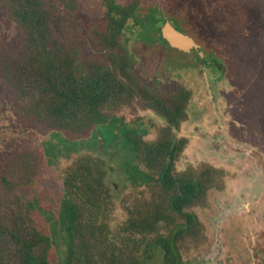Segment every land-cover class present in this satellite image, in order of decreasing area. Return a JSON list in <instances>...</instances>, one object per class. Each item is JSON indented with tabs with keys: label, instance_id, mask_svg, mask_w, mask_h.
<instances>
[{
	"label": "trees",
	"instance_id": "trees-1",
	"mask_svg": "<svg viewBox=\"0 0 264 264\" xmlns=\"http://www.w3.org/2000/svg\"><path fill=\"white\" fill-rule=\"evenodd\" d=\"M215 2L192 0V6L205 7L211 15L217 12ZM0 3L26 35L16 55L0 56L1 78L18 102L15 112L24 124L41 135L51 133L60 144L77 150L107 122L117 121L108 115L116 109L134 108L139 102L142 109L165 121L151 141L122 124L110 131L111 143L119 141L117 149L127 162L125 178L135 191L122 198L126 219L116 229L112 227L114 189L105 162L85 154L65 168L62 196L52 216L60 226L61 239L67 235L64 264H152L156 260L185 264L183 254L207 241V228L194 211L208 209L210 194L225 190L227 173L207 163L178 169L189 144L178 133L189 120L193 93L184 87L174 93L147 87L132 71L134 59L123 43L129 20L135 21L145 41L169 46L160 32L165 18L151 22L142 16L134 18L141 0L125 5L114 1L108 3L103 26L85 33L77 20L76 0ZM183 8L188 12L180 10L176 15L178 27L171 25L195 43L212 47L211 52L202 47L204 57L197 58L217 68L214 53L224 52L226 37L225 24L217 22L220 13L209 16V35L204 27L195 29V10L188 5ZM91 50L103 56L97 58ZM39 150L29 144L0 157V264H51L56 232L49 233L38 222L39 214L49 212L23 196L38 180Z\"/></svg>",
	"mask_w": 264,
	"mask_h": 264
},
{
	"label": "rangeland",
	"instance_id": "rangeland-1",
	"mask_svg": "<svg viewBox=\"0 0 264 264\" xmlns=\"http://www.w3.org/2000/svg\"><path fill=\"white\" fill-rule=\"evenodd\" d=\"M76 1L80 9L77 20L86 33L106 22L108 3L115 1L118 5H125L131 0ZM141 1L140 12L134 18L142 16L148 22L161 16L178 27L176 15L180 10L187 13L183 7L188 5L195 10L192 15L197 18L194 21L196 30L204 27L206 34L210 32L211 35L208 20L217 13L222 16L217 22L221 20L225 24L226 37L222 42L226 54L215 50L216 70L211 68L209 60L199 62L196 51L183 53L157 41L153 44L150 40L145 41L133 19L129 20L123 36V43L134 59L132 71L142 84L158 87L166 93H174L180 87L193 93L188 109L189 120L178 133L179 137L189 139L178 169L197 168L207 163L227 173L225 190L210 194L208 209L194 211L207 228V241L200 248L184 253V263L264 264V0H216L214 11L217 12L211 15L205 7H193L192 0ZM25 36L0 3V56L16 55ZM197 45L199 51L202 47L212 51L205 42ZM91 54L97 58L103 56L92 50ZM17 107L18 102L0 74V157H8L16 149L29 144L41 150L38 180L34 187L23 191V196L49 212V215L39 214L38 222L49 233L56 232L50 263L64 264L67 235L61 239L60 226L52 216L58 210L62 196L65 168L85 154L105 162L114 189L112 227L116 229L126 219L121 200L135 191L125 178L123 168L127 162L122 150L117 149L119 141L111 143L110 131L120 129L122 124L144 133V138L151 141L165 121L161 116L142 109L139 102L134 108L116 109L108 113L110 117H117L116 122L110 120L106 127L90 136L91 142L74 150L70 149L71 145L53 139L51 133L41 135L24 124L15 112ZM231 144L241 145L247 151L235 149ZM152 264H159V260Z\"/></svg>",
	"mask_w": 264,
	"mask_h": 264
},
{
	"label": "water",
	"instance_id": "water-1",
	"mask_svg": "<svg viewBox=\"0 0 264 264\" xmlns=\"http://www.w3.org/2000/svg\"><path fill=\"white\" fill-rule=\"evenodd\" d=\"M160 32L162 38L172 49H176L183 53H190L191 51H196L198 52L199 56L203 58V53L199 51L200 47L194 42L193 38L175 29L168 21H164ZM231 145L235 149L247 151V149L241 145Z\"/></svg>",
	"mask_w": 264,
	"mask_h": 264
}]
</instances>
